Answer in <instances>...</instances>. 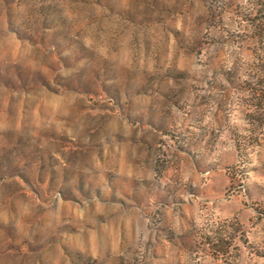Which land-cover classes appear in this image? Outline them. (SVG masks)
Instances as JSON below:
<instances>
[{"label":"rangeland","instance_id":"rangeland-1","mask_svg":"<svg viewBox=\"0 0 264 264\" xmlns=\"http://www.w3.org/2000/svg\"><path fill=\"white\" fill-rule=\"evenodd\" d=\"M243 6L0 0V264H264Z\"/></svg>","mask_w":264,"mask_h":264},{"label":"trees","instance_id":"trees-1","mask_svg":"<svg viewBox=\"0 0 264 264\" xmlns=\"http://www.w3.org/2000/svg\"><path fill=\"white\" fill-rule=\"evenodd\" d=\"M241 19L249 28V39L255 44V57L244 70H227L224 79L230 87L245 92L249 97L243 104L249 109L245 118L258 129H264V0H245ZM237 79L234 82L233 79Z\"/></svg>","mask_w":264,"mask_h":264}]
</instances>
